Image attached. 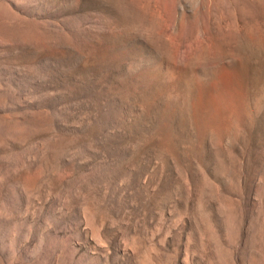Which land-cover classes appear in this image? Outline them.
Wrapping results in <instances>:
<instances>
[{"label": "rangeland", "instance_id": "1", "mask_svg": "<svg viewBox=\"0 0 264 264\" xmlns=\"http://www.w3.org/2000/svg\"><path fill=\"white\" fill-rule=\"evenodd\" d=\"M0 264H264V0H0Z\"/></svg>", "mask_w": 264, "mask_h": 264}]
</instances>
